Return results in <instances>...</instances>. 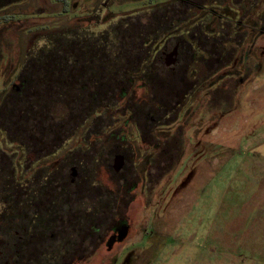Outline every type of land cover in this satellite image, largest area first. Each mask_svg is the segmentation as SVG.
Wrapping results in <instances>:
<instances>
[{"label":"rangeland","instance_id":"rangeland-1","mask_svg":"<svg viewBox=\"0 0 264 264\" xmlns=\"http://www.w3.org/2000/svg\"><path fill=\"white\" fill-rule=\"evenodd\" d=\"M175 1L68 0L65 10L53 0H20L0 12V18L6 17L1 20L5 26L0 27L1 180L14 164L18 169L19 164L26 167L23 153L28 131L21 128L19 133H11L9 113L24 86L26 72L38 68L32 64L31 54H40L43 63L46 58L39 52L46 50L48 37L61 43L64 39H57L59 32L80 28L83 23L82 27L91 25V33H96L94 24L104 19L108 24L100 29H110L107 26L119 19L117 23L126 25L135 21L131 15ZM194 1L202 6L206 2ZM231 1L238 0H224L228 5ZM226 14L236 18L229 11ZM144 15L139 14L136 21L143 22ZM202 16L204 13L198 14V18ZM241 21L242 30L228 49L219 48V43L232 36L228 25L217 41L204 39L198 45L202 48L199 53L183 46L185 38L180 33L178 38L161 43L157 65L166 81L152 80L151 91L137 82V89L127 98H118V94L111 99V104L118 102L116 108L86 124L70 114L63 101L54 102L52 110L64 120H49L61 129V147L53 153L57 146L54 139L48 145L49 155L37 168L43 164L49 171L59 166L60 172H72L73 166L83 161L85 171L78 168V172L96 182L93 191L90 185L83 189L82 195L93 202L83 212L80 208L78 216L88 217L93 211L91 215L99 223L97 239L86 247L80 264H264V55L257 74H253L258 67L255 57L236 61L239 50L244 51L240 47L250 46L255 34L264 32V1ZM216 26L215 20L205 22L206 30ZM195 33L193 29L186 39L197 48ZM69 41L67 46L74 48L75 42ZM254 45L262 46V51L264 35ZM179 77L184 80L177 82ZM184 93L192 97L185 103L192 112L185 125L175 120L173 112L164 116L177 103L182 104ZM128 107L134 112L131 118L124 114ZM120 158L125 160L121 172L117 169ZM129 177L134 183H129ZM124 180L130 187L121 189ZM7 185V181L0 184V202L7 201ZM6 211L0 213L4 217L0 234L11 232L5 218L10 211ZM121 219L129 236L122 243L111 244L109 228ZM223 225L225 234L234 240L218 241L216 231ZM89 231L88 227L85 234Z\"/></svg>","mask_w":264,"mask_h":264},{"label":"trees","instance_id":"trees-1","mask_svg":"<svg viewBox=\"0 0 264 264\" xmlns=\"http://www.w3.org/2000/svg\"><path fill=\"white\" fill-rule=\"evenodd\" d=\"M17 1L20 0H13V2ZM53 1L62 4L65 10L68 7V0ZM218 2H221V0H206L205 5L202 6L194 0H177L172 4L157 5L146 12L142 11L131 15L129 18L134 16L135 21L126 25L123 21L117 23L119 19L117 22L110 23L107 26L110 29H100L103 26L102 24L108 22L104 19L94 24L95 30H97L96 33H91V25L88 28L82 27L84 26L83 23L80 28L59 32L61 34L58 33L57 39H64L61 43L52 39L50 40L51 37H48L46 50L39 52L46 60L42 63L40 54H31L32 64H36L38 68L36 70L33 69L32 72L30 69L26 72L27 78L23 80L24 86L22 85L23 87L20 88L17 94V101H14L13 105H18L19 111H16V106L14 108L12 106L9 113V122L13 124V129L10 132L13 134L19 133L21 128H25L28 131L25 138L27 141L26 145L32 139L46 138L50 144L54 139L59 137L61 129L58 130V126H55L51 122L52 119L49 120V118L52 117L56 121L64 120L62 116L56 114L57 111L52 110L54 102L63 101L69 113L75 114L76 119L79 118L81 122H84L83 124H86L94 117L95 119L99 118L104 111L116 108L118 102L111 104V99L118 94H120L118 98H127L131 92L137 89V82L140 81L141 83L139 87L143 83L146 84L144 88L151 91L149 84L152 80L159 83H161L160 80L166 81L161 78L162 74L158 70L159 66L156 60V58H159L158 53L162 47H160L161 43H167L173 40V38H178L179 36L176 35L180 33L181 38H185L183 46L199 53L202 48L198 47V45L204 43V39L211 37L215 39L214 41H217L220 31L224 29V21L228 19L227 16L220 18ZM227 7L229 8V6ZM232 9L231 7V13L233 12ZM67 12L65 11V13ZM142 13L145 14V20L137 22L136 19L138 20L139 14L143 15ZM200 13H204V16L198 18V14ZM233 14L236 15V18L231 17L226 22L234 24L236 31H230L232 36L228 37V40L225 42L219 43V48L222 46L228 49V46H232L234 39L239 35V31L242 30L236 23L238 14L236 12ZM255 16L258 15L256 14ZM240 17L243 18L244 15L242 14ZM194 19L197 21L193 24L189 23L190 20L194 21ZM212 20L217 21L216 28L206 30L205 22H211ZM192 28L196 30L195 40L198 44H195L197 48L191 40L186 39L188 35L190 37L192 34ZM256 32L254 31V33ZM261 32L264 33L263 31H259L258 34H255L250 46L240 47L244 51L239 50L238 57L236 56L237 62H245L250 57H255L258 67L253 74H257L262 69L264 47L260 51L262 46L254 45L258 37L260 38L264 35ZM65 35H72L70 39L75 42L74 48L67 46L70 39L65 37ZM50 36L54 35L50 34ZM31 73L32 76H30ZM229 73L231 76L234 75L233 71ZM245 79L247 78L243 80ZM183 80V77H179L177 82ZM165 85L169 86L170 83H166ZM160 86L161 84L158 86V90ZM170 86L174 88L173 84ZM126 111L130 117L133 116L134 112L132 108H126ZM11 115H14L12 120ZM20 120L24 121L19 124ZM134 120L138 123L137 118ZM86 207L81 206L82 212L83 208ZM6 212L8 213V211ZM92 217L88 213V217L84 216L79 220L81 235L87 232L90 225L91 228L99 225L97 219L94 217L95 220L90 221ZM94 222L95 224L92 225ZM66 230L67 226H65ZM69 231H72V229Z\"/></svg>","mask_w":264,"mask_h":264},{"label":"flooded vegetation","instance_id":"flooded-vegetation-1","mask_svg":"<svg viewBox=\"0 0 264 264\" xmlns=\"http://www.w3.org/2000/svg\"><path fill=\"white\" fill-rule=\"evenodd\" d=\"M262 1L264 0H238L235 3L231 1L232 5H228L224 0L218 2L220 18L227 16L228 19H231L226 12H230L232 7V13L236 12L238 14L236 23L241 29L243 27L241 14L244 13L246 14L244 17H248L257 3ZM12 2L13 0H0V12L8 11L12 7ZM1 17L4 18V15ZM2 18H0V27L5 26L4 21H1ZM228 19H225L223 27L225 28L228 25L231 27V31H236L234 24L226 22ZM144 86L146 84L143 83L142 88ZM183 97L185 100L182 104L177 103L178 106L176 105V108H173L172 111L164 109L166 111L164 116L169 113L166 116L168 118L173 112L175 120L185 125L192 116V112L185 107L192 97L185 93ZM184 110L185 113H182ZM124 114L127 116L128 112L125 111ZM176 130L175 128V132ZM55 140L57 146L53 153L58 152L62 141L60 137ZM48 145L47 138L30 140L25 147V153H23L26 156V167L22 169L23 166L19 164L18 169L17 164L15 165L12 161L14 168L6 175L7 178L1 180L2 175L0 174V184L5 181L8 183L7 188H5L8 202H0V213L2 214L3 211L9 209L10 216L5 218L8 219L11 231L9 234H0V264H80L82 253L88 250L86 247H90L91 241L96 238L97 227L91 228V225L89 226V233L80 234V217L78 216L81 206H88L93 202L92 199H87L82 195L83 189L90 185L91 191H93L96 188V182H91L92 176L89 177L88 175L87 178V175L83 172H78V168L85 171L83 161L75 164L76 166H73L72 172H60L59 166L56 170L51 169L49 171L42 168L43 164L42 166L40 164V168H37V164L41 161L44 162L49 155L47 151L51 149L47 150ZM20 150L23 152L24 149ZM4 155L6 156V154ZM33 156L35 157L32 158ZM119 165H121L119 170L121 172L125 166V160H120ZM129 178H131L129 179L131 181L124 180L123 184L120 185L121 189L130 187L128 182L134 183L133 178ZM89 214H93V211ZM2 218L4 217L0 216V219ZM94 220L93 217L92 220L90 218V221ZM94 224L95 222L92 223V225ZM65 226H67L66 231ZM109 229L110 237L108 241L111 244L122 243L129 236V229L125 220L121 219L113 222V226ZM102 231L101 228L100 233ZM91 250L89 249V251ZM108 251L111 252L112 249H108Z\"/></svg>","mask_w":264,"mask_h":264},{"label":"crops","instance_id":"crops-1","mask_svg":"<svg viewBox=\"0 0 264 264\" xmlns=\"http://www.w3.org/2000/svg\"><path fill=\"white\" fill-rule=\"evenodd\" d=\"M222 227H224V228H222ZM222 227H219L218 229H217V231L216 232H218V234H217V236H218V241H220V240H223V239H230V240H234L233 238L234 237H229L228 235H226L225 234V232H224V229H225V226L223 225ZM226 230H228V231H231L230 229H228V228H226Z\"/></svg>","mask_w":264,"mask_h":264},{"label":"water","instance_id":"water-1","mask_svg":"<svg viewBox=\"0 0 264 264\" xmlns=\"http://www.w3.org/2000/svg\"><path fill=\"white\" fill-rule=\"evenodd\" d=\"M120 160H122V158H120ZM120 168H121V165L117 168V169H119L120 170Z\"/></svg>","mask_w":264,"mask_h":264}]
</instances>
